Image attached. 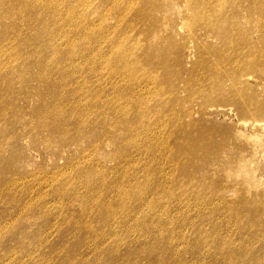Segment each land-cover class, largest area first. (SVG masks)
<instances>
[{"label": "rangeland", "instance_id": "1", "mask_svg": "<svg viewBox=\"0 0 264 264\" xmlns=\"http://www.w3.org/2000/svg\"><path fill=\"white\" fill-rule=\"evenodd\" d=\"M0 264H264V0H0Z\"/></svg>", "mask_w": 264, "mask_h": 264}]
</instances>
